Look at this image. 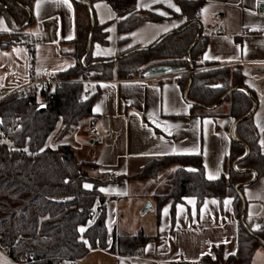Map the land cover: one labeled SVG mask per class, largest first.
Masks as SVG:
<instances>
[{
	"label": "trees",
	"instance_id": "16d2710c",
	"mask_svg": "<svg viewBox=\"0 0 264 264\" xmlns=\"http://www.w3.org/2000/svg\"><path fill=\"white\" fill-rule=\"evenodd\" d=\"M75 4L76 37L73 41L75 64L59 72L64 78L82 77L109 80L141 75L151 67L170 65L180 67L178 85L191 100L190 114L212 113L222 103L229 104L228 115L236 121L235 134L225 164V172L217 179H207L201 155L171 154L153 158L131 179H156L159 172L173 164L178 168L170 179V190L154 196L156 222L167 201L172 200L171 229L176 225V205L185 197L197 199L198 209L206 198L224 201L233 198L238 221V249L226 255L223 244L214 245L212 253L196 262L181 260L165 264H252L260 246L264 245V227L256 229L247 216L243 189L264 177V152L254 118V93L245 83V75L237 66H219L201 62L207 47V36L200 30L197 16L203 0H175L185 23L174 32L162 36L151 46L137 44L125 47L119 59L93 55L95 42L107 44L106 24L96 17L94 4L100 0H73ZM119 15L117 30L125 35L146 22H158L163 16L152 10L139 9L138 0H105ZM34 0H0V15L11 26L0 33V44L8 47L33 23ZM129 37H122L125 44ZM191 70H194L191 72ZM220 85V87H216ZM86 85L82 81H67L54 90H39L19 97L11 94L0 101V130L17 117L18 127L12 138L18 149L10 153L0 144V244L15 261L32 256L30 264H71L84 258L92 247L106 248L107 198L100 186L110 182L105 176H94L89 169L96 165L80 162L73 148L58 142L56 147L47 141L57 124H64L58 140L70 133L84 118L94 117L92 103L100 93L82 101ZM225 95V99L215 106ZM44 107H41V105ZM20 148V149H19ZM27 149V151H25ZM43 149V151H41ZM238 168H236V166ZM197 169L190 172L188 169ZM255 172V175H254ZM85 184L92 185L85 188ZM85 228L80 232V228ZM140 231L136 235L121 234L111 249L121 255H140L151 238ZM87 241V243H85Z\"/></svg>",
	"mask_w": 264,
	"mask_h": 264
},
{
	"label": "crops",
	"instance_id": "0c3cea01",
	"mask_svg": "<svg viewBox=\"0 0 264 264\" xmlns=\"http://www.w3.org/2000/svg\"><path fill=\"white\" fill-rule=\"evenodd\" d=\"M37 2L38 0H34L32 8L28 9L33 23L25 30L41 31L44 35V42L37 47L39 66L62 72L75 64L72 53L76 37L74 1L68 0L71 4L68 7L63 0H39V9L36 7ZM138 3L151 5L138 7L139 9L167 15H161V21L146 22L125 35L119 34L117 30L119 15L110 4L105 0L94 4L98 21L102 23L103 20L106 24L104 30L108 34V43L95 42L93 55L116 58L125 47L134 44L139 48L151 46L185 23V18L178 15L181 11L176 12L169 7L168 0H161L159 3L138 0ZM171 3L179 7L175 0H171ZM96 5L100 7L97 8ZM202 6L200 22L203 34L207 36V47L201 62L237 66L242 70L248 87L246 91L251 90L255 96L253 110L261 144L264 140V131H261L264 129V0H203ZM0 21H3L0 28L6 27L8 31L11 29L8 21L1 15ZM218 25L222 27L224 34L214 33V28ZM165 28L168 30L164 31ZM8 31L0 30V33ZM69 36L72 38L68 39ZM122 37H129V40L120 44ZM17 49L20 51L17 52ZM205 55L211 59H205ZM216 57L219 59H215ZM29 58L27 46L12 44L2 47L0 44V93L10 92L27 81ZM179 75L180 72H176L152 78L137 74L132 75L131 80L120 83L113 81L117 77L105 80L98 86L100 93L92 103L94 117L82 119L60 140L58 136L64 124L59 122L50 135L47 145L56 147L58 142L69 144L80 162L96 165L95 169H89L92 175L105 176L110 180L100 186V190L104 189L101 192L109 198L108 245L104 249L92 247L84 258L76 259L71 264H165L181 260L196 262L212 253L214 245L220 244L225 246L226 255L236 253L238 221L232 197L224 199L232 201L229 205H225L217 197H208L204 202H207V209L204 204L198 209L196 197H185L176 205V225L171 229L172 200L163 206L160 222L157 224L154 196L169 192V181L178 165L162 169L156 179H131V175L140 172L150 159L180 152L192 154L176 155H197L194 154L197 148L204 166H207L206 175L218 173L219 177L225 172L231 141L237 139L236 121L228 115L229 104L222 103L212 113L190 114L187 106L191 100L178 85ZM143 78L151 79L142 80ZM97 106L100 107L99 112L95 111ZM153 120L157 123H153ZM205 120L213 123L205 125ZM197 121L200 123L197 124ZM165 123L170 126L171 135L163 131ZM92 128L95 130L94 135L90 134ZM261 147L264 152V145L261 144ZM161 151L169 154H156ZM243 193L247 202V216L252 221V226L256 228L259 224L264 227V177L254 185L246 186ZM189 199L195 200V205L189 204ZM213 200L218 203L212 204ZM148 201L152 204L151 208L145 207ZM165 208H168L167 215L164 214ZM140 231L146 235H157L148 241L143 254L121 255L118 250L111 249L114 239L119 235H136ZM0 264L21 263L0 249ZM256 264H264L262 252Z\"/></svg>",
	"mask_w": 264,
	"mask_h": 264
},
{
	"label": "built area",
	"instance_id": "2783aa9c",
	"mask_svg": "<svg viewBox=\"0 0 264 264\" xmlns=\"http://www.w3.org/2000/svg\"><path fill=\"white\" fill-rule=\"evenodd\" d=\"M203 6H199L197 11V16L200 18L202 15ZM18 33V37H16L13 41V44L17 45H24L29 48L30 51V58L28 60V68H29V78L26 82L19 85L15 89L10 92H2L0 93V101L11 94H16L19 97H25L31 95L39 90H54L57 86H60L62 83L67 81H82L86 85V88L83 92L82 101L85 102L90 99L97 86H99L103 81V79L99 78H78V77H71L69 79L64 78L59 72L52 71L49 68H41L39 66V60L37 57V47L44 42V35L41 31H34V30H21ZM215 34H224V31L221 26H215L214 28ZM194 70H191V72ZM153 78V77H152ZM151 78H143L142 80H147ZM131 80V76H127L125 78H115L113 81L116 83H120L123 81ZM141 80V79H140ZM87 97V99H85ZM18 119L17 117L11 120L4 129L0 130V144L7 145L10 153L13 150L18 149V146L14 142L12 138V133L18 127ZM90 134L94 135L95 130L92 128L90 129ZM20 149V148H19ZM112 175H114L112 173ZM0 249L5 250L6 248L0 244ZM7 252V251H6ZM33 260L32 256L24 257L21 261V264H30ZM74 260L72 263H74Z\"/></svg>",
	"mask_w": 264,
	"mask_h": 264
},
{
	"label": "snow or ice",
	"instance_id": "6c2138e0",
	"mask_svg": "<svg viewBox=\"0 0 264 264\" xmlns=\"http://www.w3.org/2000/svg\"><path fill=\"white\" fill-rule=\"evenodd\" d=\"M159 2H161V0H152V3H159ZM63 3H64V4H67L68 7H71V4L68 2V0H63ZM137 6H138V7H151V5H145V4H139V3H138ZM168 6L171 7V8H173L176 12H180V11H181V9H180L179 7H176L175 4L171 3V0H168ZM36 7H37V9L40 8L39 0H38V2H37ZM96 7L99 8L100 5H96ZM204 11H207V9H205ZM160 14H161V15H167V13H160ZM109 18H111V15L109 16ZM101 22L103 23V20H102ZM2 24H3V21H0V25H2ZM173 26L175 27V25H173ZM0 30H2V31H8V29H7L6 27L0 28ZM167 30H168L167 28L164 29V31H167ZM107 31H112V29H107ZM133 35H135V34H133ZM67 38H68V39H71L72 37L69 36V37H67ZM97 48H99V45H97ZM16 51L19 52L20 50L17 49ZM6 55H7V54H6ZM97 55H100V52H97ZM205 59H211V57H209L208 55H205ZM215 59H219V57H216ZM169 71H171V70L169 69ZM102 87H115V85H111V86H110V85H102ZM216 87H220V85H217ZM85 99H87V97H85ZM41 107H44V105L42 104ZM187 107L190 108V107H192V105L189 104ZM95 111L99 112V111H100V107L97 106L96 109H95ZM153 123H157L156 120H153ZM199 123H200V122L197 121V124H199ZM211 123H213L211 120H205V121H204V124H205V125H208V124H211ZM157 127H160V125L157 124ZM163 131L166 132V133H168L169 135H171V128H170V126H168L166 123H165V125H164V127H163ZM261 131H264V129H261ZM160 139L163 140V137H161ZM261 144L264 145V140L261 141ZM25 151H27V149H25ZM41 151H43V149H42ZM173 151L175 152V149H174V148H173ZM156 154H157V155H167V154H169V153H168V152H165V151H161V152L156 153ZM176 154H192V153H184V152H180V153H176ZM194 154H200L198 148H197V150H196V152H195ZM205 167H207V166L205 165ZM173 171H175V169H173ZM188 171H190V172H195V171H197V169L190 168V169H188ZM217 177H218V173L215 174V175L212 174V173H209V174L207 175V179H209V180H215V179H217ZM84 187H85V188H91L92 185H90V184H85ZM101 191H104V189H101ZM231 202H232V201H231L230 199H229V200H225V201H224V204H225V205H229V204H231ZM188 203H189V204H192V205H195V200H193V199H189V200H188ZM211 203H212V204H216V203H218V202L215 201V200H213V201H211ZM204 208L207 209V202L204 204ZM181 211H183L182 206H181ZM167 213H168V208H165V209H164V214L167 215ZM193 214H195V213H193ZM255 227H256V229H260V228H261V225L257 224ZM79 231H80V232H84L85 229L82 227V228L79 229ZM161 231H163V229H161ZM85 243H87V241H85ZM225 243H227V241H225ZM232 254L234 255L235 253H232Z\"/></svg>",
	"mask_w": 264,
	"mask_h": 264
},
{
	"label": "water",
	"instance_id": "95a60500",
	"mask_svg": "<svg viewBox=\"0 0 264 264\" xmlns=\"http://www.w3.org/2000/svg\"><path fill=\"white\" fill-rule=\"evenodd\" d=\"M264 11V9H263ZM201 30V28H200ZM161 40V39H160ZM158 40V41H160ZM157 41V42H158ZM119 59V57H116L115 60L117 61ZM169 69L171 71H169ZM181 71V68L180 67H176V66H170V65H157V66H153L151 68H149L145 73H144V76L145 77H157V76H162V75H169V74H173V73H176V72H180ZM190 89V85H189V88L187 90V93H186V96L188 94V91ZM227 95H225L215 106H217L218 104H220L226 97ZM0 122H1V119H0ZM146 208H151L152 207V204L151 202H147L146 205H145Z\"/></svg>",
	"mask_w": 264,
	"mask_h": 264
},
{
	"label": "rangeland",
	"instance_id": "374dc122",
	"mask_svg": "<svg viewBox=\"0 0 264 264\" xmlns=\"http://www.w3.org/2000/svg\"><path fill=\"white\" fill-rule=\"evenodd\" d=\"M147 233H150V230H147ZM261 252H262V254H264L263 253L264 252V245L260 246L259 249L257 250L256 257H254L255 259H254L252 264H256V261L259 259V256H260Z\"/></svg>",
	"mask_w": 264,
	"mask_h": 264
}]
</instances>
